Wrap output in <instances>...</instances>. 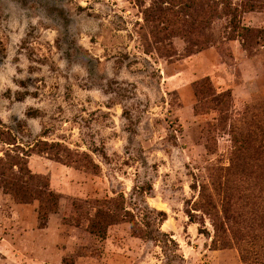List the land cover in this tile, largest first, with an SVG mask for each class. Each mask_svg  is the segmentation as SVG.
Wrapping results in <instances>:
<instances>
[{
  "label": "rangeland",
  "instance_id": "1",
  "mask_svg": "<svg viewBox=\"0 0 264 264\" xmlns=\"http://www.w3.org/2000/svg\"><path fill=\"white\" fill-rule=\"evenodd\" d=\"M258 126L264 0H0V264H264Z\"/></svg>",
  "mask_w": 264,
  "mask_h": 264
},
{
  "label": "trees",
  "instance_id": "2",
  "mask_svg": "<svg viewBox=\"0 0 264 264\" xmlns=\"http://www.w3.org/2000/svg\"><path fill=\"white\" fill-rule=\"evenodd\" d=\"M206 83L204 82L199 87V91L202 94L208 93V91H204L206 88ZM208 87V86H207ZM206 89V90H207ZM226 102V99L223 98V103ZM259 134H264V127H257ZM17 167L18 171L15 173L14 169ZM30 174V178L26 179V175ZM36 177H34L29 169L27 168V164L23 163L20 157L13 158L8 155L7 159H0V180L5 183L6 191L12 194L15 199L20 203H31L32 200H38L40 202V214L43 218H47L49 214L57 211L58 199L53 192L48 189L49 184L43 183L44 189L40 188L42 183H36ZM35 180V181H34ZM36 183V184H35ZM26 190V194L23 195L22 191ZM26 199H23V197ZM30 197H33L32 199ZM115 217H109L107 214H104L100 217L101 226L99 229L102 230V225L110 226L113 224L111 220H115ZM248 264L247 261H245Z\"/></svg>",
  "mask_w": 264,
  "mask_h": 264
}]
</instances>
